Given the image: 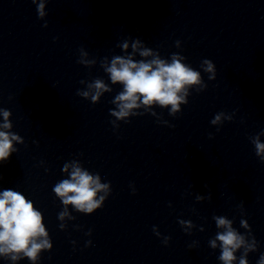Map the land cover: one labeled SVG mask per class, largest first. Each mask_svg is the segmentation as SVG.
<instances>
[{"label": "clouds", "instance_id": "9594fccd", "mask_svg": "<svg viewBox=\"0 0 264 264\" xmlns=\"http://www.w3.org/2000/svg\"><path fill=\"white\" fill-rule=\"evenodd\" d=\"M32 2L38 4L39 18L43 17L45 15L43 0H40L39 3L38 0H32ZM44 26L47 27V23ZM118 46L126 52L129 48L128 40H124ZM180 46L181 42L176 41V47ZM131 47L134 52L140 50L139 55L143 58L149 56L154 58L136 61L132 56L125 58L116 55L111 58L110 64L107 57L101 63V67L110 77L111 84L123 86V90L111 101L116 105L115 109L110 110V115L115 118L111 121L114 128L119 127L117 121L128 122L130 117L149 112L154 105L168 108L169 114L176 116L181 112V104L188 103L186 97L189 95L190 88L194 87L197 92L207 88V84L202 81L201 72L182 62L186 60L183 55L174 53L171 55V62H168L161 59L158 53L154 54L151 49L144 47L139 39L133 40ZM87 56L88 52L81 48L78 63L84 66L94 64V60L85 59ZM201 68L203 72L209 74L208 80L216 79V66L211 60L204 59L201 62ZM81 83L83 84L85 81L82 80ZM87 87L93 91L78 90L77 94L84 99L90 97L93 104L100 100L104 92L112 91V88L105 84L101 78L94 79L88 83ZM142 107L144 108L143 112L137 111ZM152 114L155 115V113ZM0 115L3 116V123H0V165H2L17 151L13 142L23 144L24 140L18 134L10 131L13 127L9 120L12 113L7 109L0 108ZM222 117L229 121L232 120L231 116L220 112L215 114L210 123L215 125L221 121ZM163 123L167 124V121H163ZM217 130L219 131V128ZM261 135H264V132L252 137L251 142L255 147L256 155L261 161H264V142L260 140ZM71 167L70 178L57 182L53 192L56 197L60 198L65 208L72 205L79 212L92 214L103 206L109 196L110 183L102 184L99 174H93L83 169L78 161H73ZM68 168L69 164H64L63 171L67 172ZM101 191L105 195L97 198V193ZM133 193H135L134 188ZM196 199L202 201L205 197L197 195ZM208 199L211 197L209 196ZM239 207L243 211V204ZM65 215L66 212H61L58 214V218L62 220ZM42 219L41 211L35 208L34 203L21 192L11 188L0 192V256L12 261L27 258L31 264H36L40 259L41 251L52 248ZM213 220L218 229H224L222 232H217L216 236L209 241L212 249H216L217 241L219 242L221 254L218 259L223 264H234L237 259L238 264H248V254L257 250V241L252 237L249 224L245 220H241V226L248 230L246 234H241L233 227V221L225 216L214 215ZM179 223L192 226L190 221H179ZM60 228L63 229L64 226L60 225ZM201 230L203 229L201 228ZM153 231L157 236L160 235L155 228ZM87 234L91 235V230ZM169 240L170 237H164V244L167 245ZM87 243L90 245L91 241ZM241 249L242 254L238 258L236 253ZM258 264H264V255H261Z\"/></svg>", "mask_w": 264, "mask_h": 264}]
</instances>
